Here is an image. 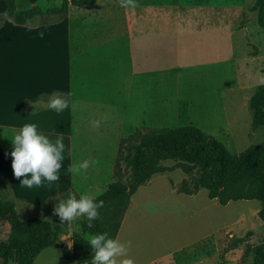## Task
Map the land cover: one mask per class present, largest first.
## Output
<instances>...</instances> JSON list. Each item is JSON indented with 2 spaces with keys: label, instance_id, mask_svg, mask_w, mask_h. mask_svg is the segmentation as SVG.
<instances>
[{
  "label": "crops",
  "instance_id": "0c3cea01",
  "mask_svg": "<svg viewBox=\"0 0 264 264\" xmlns=\"http://www.w3.org/2000/svg\"><path fill=\"white\" fill-rule=\"evenodd\" d=\"M44 1L49 2L27 0V8ZM245 6V0H135L134 7H121L120 2L99 7L95 3L75 7L87 8L94 14L95 10L107 12V18L98 20L90 14L82 21L90 26L78 24L73 29L70 15L48 23L16 24L6 15V2L0 0V192L15 202L17 210L20 205L40 209L62 195L75 193L81 190L78 176L68 169L75 163L76 154L87 149L97 157L89 160L92 165L84 173L89 179L99 178L89 183V194L96 196L95 191H103L116 180V157L122 139L146 125L158 127L163 112L157 85L164 73L209 62L235 64L238 59L232 43L225 57L166 63L165 58H173V54L164 46L173 40L163 45V39L168 38L165 31H170V38L178 39L180 34L198 35L229 22L233 28L230 34L234 35L247 28L248 18L245 22L242 19ZM41 32L43 38L39 36ZM252 36L253 32L247 34L248 43ZM258 53L251 48L245 60L251 61ZM244 67L248 69V80L255 70L248 64ZM46 94L49 97H44ZM54 95L65 96L68 108L61 112L48 108L47 101ZM114 114L120 117L117 145L112 130L111 136L99 137L93 150L94 143L86 138L83 123L94 116L95 120H104L100 122L109 129ZM236 119L228 117L224 127L201 129L228 147L225 140L231 142L235 136ZM25 123H35L38 131L52 140L63 137L64 160L58 181L29 189L20 185L22 177L14 176L12 129ZM246 127L250 135L258 129L252 128V120Z\"/></svg>",
  "mask_w": 264,
  "mask_h": 264
},
{
  "label": "rangeland",
  "instance_id": "374dc122",
  "mask_svg": "<svg viewBox=\"0 0 264 264\" xmlns=\"http://www.w3.org/2000/svg\"><path fill=\"white\" fill-rule=\"evenodd\" d=\"M61 2L62 0H49L48 3L42 2L40 6L46 10L60 6ZM119 2L120 0H97L96 5L102 7L117 5ZM255 2L256 0H245L242 19L245 22L248 18L247 28L237 31L234 35L230 34L233 28L229 22H223L220 29L212 28L198 35L180 34L178 39L170 38V31H165L164 36L168 38L163 39V45L167 40H173L166 42L164 46L167 52L173 54V58L171 55L170 58H165L166 63H196L225 57L230 54L232 43L235 44L234 52L238 59L235 64L209 62L164 73L157 85L160 92L157 95H161L163 117L158 127L149 128V125H146L138 129L139 131L191 124L200 128H218L226 125L228 117H237L234 121L237 127L235 136L231 138V142L230 139L225 140L232 153H240L252 143H264V127L258 128L253 135L248 133L246 127L247 122L252 120L250 98L264 82V33L256 21L257 12L251 10ZM28 5L27 0L18 1V8H27ZM98 11L95 10L94 14L92 10L72 5L67 14L71 18V27L74 29L78 24L83 27L90 26L82 24L90 14L95 15L98 20L109 15L107 12L102 14ZM58 19H61L59 15L47 13L35 17L31 23H48ZM251 32L253 36L249 38L248 43L247 34ZM253 47L259 53L251 61L245 60ZM247 64L255 70L248 80L245 78L248 69L244 67ZM93 120L94 116L91 121L88 119L83 123L86 124L83 130L88 136L86 138L90 137L91 143H94L92 149L99 143L100 136H111L112 130L117 145L120 117L114 114L109 129L102 122L99 127H94L91 123ZM224 138L228 136L225 135ZM135 140L134 138L121 142L116 157V179L124 182L130 180L131 171L125 166L120 155L123 149L134 144ZM82 154H85V157ZM93 157L97 156L90 149L83 150L81 154H76L75 163L83 161L84 158L92 161L95 159ZM162 165L166 170L154 174L148 182L138 188L129 201L116 238L125 245L126 255L132 258L134 264H249L254 257L253 247L264 238V221L258 214L261 202L237 200L223 205L210 198L206 188H201L196 194L184 193L181 191V185L184 180H189L190 176L178 167L175 160H165ZM98 179L96 176L89 179L86 173L79 175L81 191L89 193V183ZM101 191H95L94 195ZM67 196L68 194L62 195L40 209L29 210L20 205L17 213L21 219H47L54 229L64 232V235L72 234L78 228L77 222L80 218L61 223L58 215L53 212L59 200L66 199ZM0 198L9 199L1 192ZM10 231L8 218H0V244L7 241ZM248 231H252L251 234H248ZM238 237H244V241L236 244ZM70 261L72 264H80L76 260L67 259L62 249L50 246L42 250L34 264H69ZM7 264L17 262L9 257Z\"/></svg>",
  "mask_w": 264,
  "mask_h": 264
},
{
  "label": "trees",
  "instance_id": "16d2710c",
  "mask_svg": "<svg viewBox=\"0 0 264 264\" xmlns=\"http://www.w3.org/2000/svg\"><path fill=\"white\" fill-rule=\"evenodd\" d=\"M4 1L7 17L19 25L30 24L35 17L47 13L62 18L68 14L70 5L85 7L97 2L62 0L60 6L44 10L38 4L18 8L17 0ZM251 10L257 12L256 21L264 33V0H256ZM262 71L264 73V58ZM44 97L49 96L46 94ZM249 105L252 128L264 127V82L251 96ZM134 138L135 143L126 146L120 155L131 171L130 180L116 179L94 196L104 202L99 209V218L93 221L91 228L86 219L78 220V228L70 237L72 248L61 238L64 232L54 229L49 220L39 217L21 219L15 202L0 198V218H8L11 224L7 241L0 244L1 264H7L9 257L17 264H34L42 250L50 246L62 249L67 259L91 264L93 253L83 237L87 233L106 232L109 237L117 238L132 195L154 174L166 170L162 165L165 160L177 161L178 167L190 176L189 180L183 181L182 192L196 194L201 188H206L209 197L223 205L230 201L258 200L261 202L258 214L264 221V143H252L240 153H232L224 142L192 124L145 132L137 130L121 142ZM243 241L244 237L236 238V244ZM253 253L249 264H264V238L253 247Z\"/></svg>",
  "mask_w": 264,
  "mask_h": 264
},
{
  "label": "clouds",
  "instance_id": "9594fccd",
  "mask_svg": "<svg viewBox=\"0 0 264 264\" xmlns=\"http://www.w3.org/2000/svg\"><path fill=\"white\" fill-rule=\"evenodd\" d=\"M121 7H134L135 0H120ZM43 38L44 33H39ZM68 100L62 96H51L47 101V107L61 112L68 108ZM94 127L100 126L99 120H93ZM11 137L12 169L16 178H21L20 185L31 189L39 187L42 183L59 180V170L64 160L65 144L63 137L55 140L41 133L35 123H25L19 129H12ZM8 153H6L7 155ZM90 161L85 159L74 163L68 169L74 176L83 175L89 168ZM78 193V196H77ZM103 201L97 200L86 191L69 192L66 199H60L54 207V214L58 215L61 223L72 222L77 218L86 219L89 228L93 221L99 218V209L103 207ZM71 233L64 237L71 236ZM87 245L92 250L91 264H134L132 258L126 255V247L118 239L109 237L106 232L87 233L84 237Z\"/></svg>",
  "mask_w": 264,
  "mask_h": 264
},
{
  "label": "water",
  "instance_id": "95a60500",
  "mask_svg": "<svg viewBox=\"0 0 264 264\" xmlns=\"http://www.w3.org/2000/svg\"><path fill=\"white\" fill-rule=\"evenodd\" d=\"M65 235H63V237H64ZM64 240H65V242H66V244L69 246V248H72V240L70 239V238H63Z\"/></svg>",
  "mask_w": 264,
  "mask_h": 264
}]
</instances>
